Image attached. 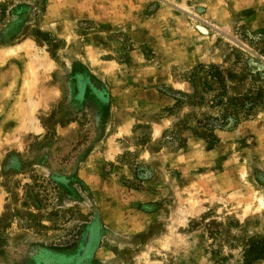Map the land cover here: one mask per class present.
<instances>
[{"label":"rangeland","instance_id":"obj_1","mask_svg":"<svg viewBox=\"0 0 264 264\" xmlns=\"http://www.w3.org/2000/svg\"><path fill=\"white\" fill-rule=\"evenodd\" d=\"M0 264H264V0H0Z\"/></svg>","mask_w":264,"mask_h":264},{"label":"trees","instance_id":"obj_2","mask_svg":"<svg viewBox=\"0 0 264 264\" xmlns=\"http://www.w3.org/2000/svg\"><path fill=\"white\" fill-rule=\"evenodd\" d=\"M205 73L209 76V77H211V78H213V79H215V80H219V73L215 70V69H213V67H210V69H208V70H206L205 71ZM228 102H230L231 103V99H228ZM229 115V114H228ZM227 122H229V119L225 116V115H223L222 117H221V120H220V123H227ZM216 124L218 125V126H220V124H218V123H215V121L214 120H212V121H210L207 125H205V128L206 129H213V127H215L216 126ZM92 237H93V231L91 230L90 231V234H89V236H88V238H87V240H86V244H87V246L90 248L91 246H92ZM95 242V241H94Z\"/></svg>","mask_w":264,"mask_h":264},{"label":"water","instance_id":"obj_3","mask_svg":"<svg viewBox=\"0 0 264 264\" xmlns=\"http://www.w3.org/2000/svg\"><path fill=\"white\" fill-rule=\"evenodd\" d=\"M88 254H89V253H87V254L84 253V255H88Z\"/></svg>","mask_w":264,"mask_h":264}]
</instances>
